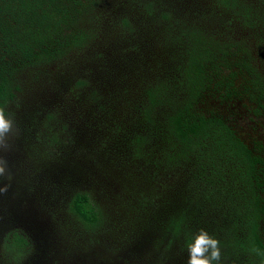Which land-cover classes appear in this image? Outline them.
Returning a JSON list of instances; mask_svg holds the SVG:
<instances>
[{
	"label": "rangeland",
	"instance_id": "1",
	"mask_svg": "<svg viewBox=\"0 0 264 264\" xmlns=\"http://www.w3.org/2000/svg\"><path fill=\"white\" fill-rule=\"evenodd\" d=\"M102 1L84 25L93 37L88 46L18 74L19 88L4 106L20 134L13 150L4 154L12 179L0 181V188L9 184L0 192V264H148L150 257L163 258L165 251L155 257L152 250V256L145 254L150 243L142 241L148 238L149 225L145 221L137 226L131 219L136 210L129 208L127 187L135 193H158L167 205L188 202L200 213L199 224H208L209 234L218 239L226 229L229 199L208 193L202 180L193 179L191 160L172 166L161 160L164 164L154 165L171 140L140 112L144 90L154 77L164 85L174 82L182 43L173 31L157 36L156 23L148 18L135 21L138 10L121 12L123 6L116 5L120 0ZM167 1L175 6L178 0L161 2ZM181 8L201 21L200 29L216 35L237 26L234 15L221 11L212 0H185ZM121 16L132 29L127 38L119 36L116 26L115 17ZM233 110L240 118L249 115L241 102ZM157 112L160 121L163 111ZM46 114L53 117L47 119ZM234 124L237 130L245 126ZM137 132L148 137L139 154L130 139ZM83 172H88V179L79 175ZM77 187L88 189L102 205L104 218L91 231L80 227L67 209L69 194ZM168 210L160 207L158 216L165 217ZM11 229L25 238L26 249L4 247L3 238ZM157 238L158 234L149 240L151 246L162 247ZM244 257L229 258L245 262Z\"/></svg>",
	"mask_w": 264,
	"mask_h": 264
},
{
	"label": "trees",
	"instance_id": "2",
	"mask_svg": "<svg viewBox=\"0 0 264 264\" xmlns=\"http://www.w3.org/2000/svg\"><path fill=\"white\" fill-rule=\"evenodd\" d=\"M101 1L0 0V107L14 99L18 74L88 46L93 37L84 25L95 16ZM161 1L116 3L123 6L121 12L138 10L133 16L135 21L148 18L156 23L157 36L173 31L183 45L182 60L172 70L174 82L165 86L154 77L143 94L145 102L140 112L151 125L163 128L171 140L154 165L164 164L161 160L169 166L191 160L193 179L202 180L208 193L225 196L231 203L226 229H222L221 239L217 238L222 258L235 264H258L252 249L264 250V0H212L221 11L234 15L237 23L224 35L200 29L201 21L181 8L185 0H178L175 6ZM115 18L122 33L117 35L125 34L127 38L132 32L127 18ZM108 26L110 29V23ZM236 102H241L249 113L247 117L240 118L233 110ZM157 110L163 111L160 121ZM252 121L256 124L251 125ZM236 122L245 126L237 130ZM130 139L134 153L139 154L148 137L137 132ZM151 172L149 181L154 177V168ZM79 175L88 179V172ZM221 181L226 182L223 188L219 186ZM125 191L131 201L129 208L136 210L130 216L133 222L140 226L147 221L149 225L145 227L148 238L142 241L150 243L145 254L152 256V250L155 257L165 251L163 258L150 257L148 264H186L190 235L199 228L209 231L205 227L208 224H199L200 213L185 201L167 205L158 193H135L128 187ZM163 206L169 210L161 218L157 211ZM67 209L80 227L90 231L104 218L102 205L82 187L70 192ZM157 234L162 247L149 242ZM3 244L7 250L22 251L28 242L11 229ZM244 254L245 262L229 258Z\"/></svg>",
	"mask_w": 264,
	"mask_h": 264
},
{
	"label": "clouds",
	"instance_id": "3",
	"mask_svg": "<svg viewBox=\"0 0 264 264\" xmlns=\"http://www.w3.org/2000/svg\"><path fill=\"white\" fill-rule=\"evenodd\" d=\"M20 129L10 114L0 107V181L12 179L9 161L4 155L13 150L14 140L19 136ZM9 184H4L0 192H6ZM186 264H235V261L222 259L220 241L204 228H199L186 241ZM258 257V264H264V250L253 248Z\"/></svg>",
	"mask_w": 264,
	"mask_h": 264
}]
</instances>
